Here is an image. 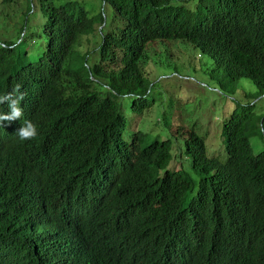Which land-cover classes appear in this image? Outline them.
<instances>
[{"label":"trees","instance_id":"16d2710c","mask_svg":"<svg viewBox=\"0 0 264 264\" xmlns=\"http://www.w3.org/2000/svg\"><path fill=\"white\" fill-rule=\"evenodd\" d=\"M84 1L31 0L37 33L0 42V96L27 93L21 120L0 123V264H264V149L251 144L264 138V0H98L94 14ZM36 37L35 59L16 54ZM177 41L211 60L221 92L257 88L223 122L224 159L195 128L175 148L124 138L116 100L151 108L148 52ZM25 119L38 136L20 141Z\"/></svg>","mask_w":264,"mask_h":264},{"label":"rangeland","instance_id":"374dc122","mask_svg":"<svg viewBox=\"0 0 264 264\" xmlns=\"http://www.w3.org/2000/svg\"><path fill=\"white\" fill-rule=\"evenodd\" d=\"M30 1L3 4L0 0V42L10 49L14 47L12 44H19L26 36L30 38L36 34L38 30L35 26L41 25L39 16L32 15L29 22L26 21L25 14ZM83 4L91 14L99 13L104 5L98 0L84 1ZM195 5V2L190 1L187 7L193 9ZM111 19V13L108 12V21ZM44 45L45 39L36 37L34 42H25L22 50L18 49L16 54L19 55L27 47L30 50L29 58L35 59ZM91 56L92 62L96 56L93 53ZM148 60L144 71L153 81V93L149 97L155 102L151 108L139 114L132 111L133 97L124 96L116 100L120 112L127 119L124 138H129L132 128V132L140 130L148 133L146 143L155 139H171L175 148L176 141L185 140V136L178 131L195 128L207 142L208 155L218 154L220 160L224 159L226 154H223V150L219 151L223 122L234 111V100L246 102L245 96L254 95L256 86L247 81L248 86L240 88L235 95L221 92L210 77L211 60L205 56L195 58L191 45L184 41L162 43L158 49H150ZM73 66L79 68L77 63H73ZM95 88L101 93L107 92L102 85L97 84ZM251 144L254 153L258 154L264 149V138L257 136L251 139ZM195 179L198 177L195 176Z\"/></svg>","mask_w":264,"mask_h":264},{"label":"clouds","instance_id":"9594fccd","mask_svg":"<svg viewBox=\"0 0 264 264\" xmlns=\"http://www.w3.org/2000/svg\"><path fill=\"white\" fill-rule=\"evenodd\" d=\"M26 95L27 93L22 91V85L17 83L11 92L0 96V105L6 104L8 106L7 113L0 112V123L5 121L11 123L21 120L24 115L21 102L25 99ZM15 135L20 141L33 140L38 136L37 125L31 120L25 119Z\"/></svg>","mask_w":264,"mask_h":264}]
</instances>
